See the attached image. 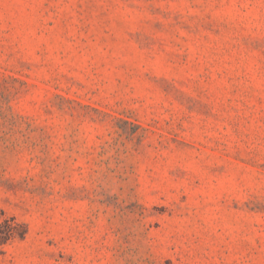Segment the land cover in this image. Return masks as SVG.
I'll use <instances>...</instances> for the list:
<instances>
[{
	"label": "rangeland",
	"instance_id": "rangeland-1",
	"mask_svg": "<svg viewBox=\"0 0 264 264\" xmlns=\"http://www.w3.org/2000/svg\"><path fill=\"white\" fill-rule=\"evenodd\" d=\"M0 264H264V0H0Z\"/></svg>",
	"mask_w": 264,
	"mask_h": 264
},
{
	"label": "trees",
	"instance_id": "trees-1",
	"mask_svg": "<svg viewBox=\"0 0 264 264\" xmlns=\"http://www.w3.org/2000/svg\"><path fill=\"white\" fill-rule=\"evenodd\" d=\"M0 241H1V239H0Z\"/></svg>",
	"mask_w": 264,
	"mask_h": 264
}]
</instances>
